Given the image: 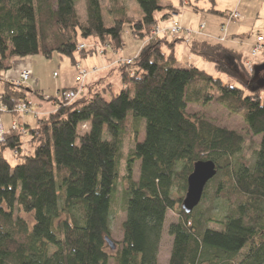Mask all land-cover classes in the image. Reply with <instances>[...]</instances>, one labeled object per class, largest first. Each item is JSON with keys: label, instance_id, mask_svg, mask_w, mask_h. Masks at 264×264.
Wrapping results in <instances>:
<instances>
[{"label": "trees", "instance_id": "obj_1", "mask_svg": "<svg viewBox=\"0 0 264 264\" xmlns=\"http://www.w3.org/2000/svg\"><path fill=\"white\" fill-rule=\"evenodd\" d=\"M76 1L0 0V71L9 70L15 58L50 59L55 53L74 64V54H92L90 48L78 50L87 41L117 52L123 48L125 24L132 38L145 40L158 24L157 12L164 11L165 20L177 9L161 0H135L141 15L131 18L122 2L109 0L106 25L100 0H83L84 20ZM209 1V12L226 19L227 13L214 9L215 0ZM179 41L147 42L130 58L132 64L120 68L119 89L111 83L98 91L86 88L82 98L57 103L56 111L37 119L24 138L20 133L6 137L0 145V264H157L168 212L178 216L167 228L172 239L168 264H264V79L255 72L242 80L225 57L242 66L246 57L223 43L193 41L192 54L239 85L225 84L181 62L173 51ZM263 66L264 60L254 71ZM0 85L9 111L28 101L23 86ZM211 101L240 116L248 134L260 139L253 163L241 156L243 135L186 113L189 104ZM127 139L133 149L123 158ZM4 149L17 164L4 158ZM121 159L126 218L122 241L112 251L105 238H110ZM207 160L215 163L216 176L187 215L181 208L187 177L194 163ZM211 189L226 211L206 220L214 228L199 219Z\"/></svg>", "mask_w": 264, "mask_h": 264}, {"label": "rangeland", "instance_id": "obj_2", "mask_svg": "<svg viewBox=\"0 0 264 264\" xmlns=\"http://www.w3.org/2000/svg\"><path fill=\"white\" fill-rule=\"evenodd\" d=\"M122 2V4L125 6L126 9V15L127 17L131 18H138L141 15V11L135 2V0H119ZM161 0L163 4H171L176 3L177 0ZM102 4L103 9V16L106 20V25H109L108 22V10H109V0H100ZM180 3V7L174 6L177 8L176 10L170 11V14L166 17L168 18V22H164L165 25L168 23L167 26H160L159 22L163 21L162 18L164 16V11L157 12L156 13V19L158 20V24L151 29L150 36L146 38L145 40H136L132 38L128 33V25H124L121 31V39L123 48L118 51V53H121V51L125 50V53L123 54L122 59L115 60V65L118 67L117 72L118 76L120 68L123 69L124 64L121 63V60L126 58L127 56H130L133 54L134 48L144 46V44H147V42H155L158 39L166 38L168 42L173 43L175 40H180L177 44L174 45L173 51L175 55L180 59V61H189L191 64L196 66L199 70L204 71L207 75H210L214 78L221 79V81L225 84H229L231 86H238L239 84L236 83V80L224 75L220 72H218L214 64L212 62L206 61L201 59L200 57L194 55L191 53L190 48L188 45H190L193 41V38L195 36L194 33H198L199 36H203L206 27L209 29V26L211 24H214L217 22V19L220 20L221 18L218 15H215L213 13L209 12V9L211 8V3L209 0H178ZM192 3L194 6H199V11L194 12L193 8L191 6H187V4ZM251 5L248 0H215V6L214 9L218 12H237L239 14V18L233 21H230L231 24L227 28H223V26L220 27V31L218 33L220 34V37L226 38L227 36V42H219L222 38H216L215 41L211 40L209 38H199L200 40H206L211 43H224L223 45L227 49H233V51H237L238 53L242 55H247L245 61L248 59H252L254 57H251L250 53L252 52L249 49V45L251 43L249 41L251 40H257L258 37L263 36L264 37V0H251ZM240 5V6H239ZM238 6V7H237ZM238 8V11L237 9ZM76 9L78 11L79 17L81 20L85 19V11H84V1L83 0H77L76 1ZM161 14V16H160ZM177 15V16H175ZM184 27L189 26L191 27L190 30L187 28L182 27V32L179 35H172L169 31V27L172 25L173 20L176 18H180V24L182 26V18ZM191 19H194L190 25ZM203 21L204 27L201 28L200 22ZM225 25V24H224ZM236 25H241L242 32L250 31L252 34L249 38L245 39L242 44H236L235 46L232 45L229 41L231 38L238 33V29H232L233 27H236ZM180 26V27H181ZM196 27V28H195ZM195 28V29H194ZM157 29V35L156 33L153 34L152 32ZM192 32V33H185L184 31ZM226 30V31H225ZM202 34V35H200ZM155 35V36H154ZM238 35V34H237ZM168 37V38H167ZM192 39V40H191ZM88 47L94 45L95 43L93 41H87L84 43ZM125 46V47H124ZM99 52L93 49L92 54L90 55L91 58H94V56L97 57H104L105 55V48L98 46ZM250 50V52H249ZM101 51V53H100ZM112 54L115 51H110ZM232 52V51H231ZM264 53V50L257 55V58L251 60L250 67L245 66V61L243 63V66L232 56H226L225 59L228 62V64L232 67H234L239 75L242 77V80H249L252 79L251 76L256 72L259 73V78L264 79V66L261 67V69H256L254 71L255 66H258L260 62H262L264 59L262 58ZM120 56V54H119ZM88 57V58H90ZM95 57V58H97ZM224 57V56H223ZM86 56H79L78 54H74V59L76 63L72 64L71 59L69 57L60 56L57 53L53 54V56L50 59H45L41 55H36L32 57H26V58H15L13 59L12 67L9 70H3L0 71V79L3 81L5 79L6 73H11L8 75L9 79L10 77L17 78L19 73L21 72V69L19 67L21 66H28V68H23L24 70H30L32 73V79L28 81L26 84L23 85L25 89H27L30 94H33L34 91L39 92L40 99H44L46 101L52 102L54 101L56 104L54 106L53 111L57 110V103H62L63 96L62 92H66L68 90H71L75 87V77L78 75V66L84 68ZM125 60H128L127 58ZM122 66V67H121ZM18 69V70H17ZM89 74L92 73H98L101 69L99 68H93L91 70H88L84 68ZM18 71V72H17ZM112 72V73H111ZM109 74V82H103L100 84V86H96L92 91H98L103 85L111 83L115 89L120 88V77L119 80L116 81V73L114 71H111ZM114 72V73H113ZM111 75V76H110ZM87 76L86 79V85L89 84L90 78ZM254 79V78H253ZM119 83V84H116ZM1 87V85H0ZM87 87V86H86ZM86 90V89H85ZM83 92V96L85 95V91ZM217 91H215L214 96H216ZM82 96V97H83ZM81 97V98H82ZM260 97L264 98V90L261 91ZM80 99V98H79ZM78 100V99H77ZM33 103V102H32ZM63 105V104H61ZM32 110H34L33 107H31ZM29 113V112H28ZM186 113L190 116H194L197 118H203L206 121H209L216 125L217 127L225 128L228 130H233L241 135L244 136L245 142L243 144V150L241 153V156L245 161H248L249 163H253L254 157H255V150L257 148V145L260 141L258 137H251L246 129V126L244 122L242 121L241 117L238 115H234L229 113L224 107H222L220 104L216 103L215 101H211L206 106H200L195 104H189L186 106ZM14 115L12 113H6L3 114L1 118H3V121L7 123L8 115ZM32 115V114H29ZM45 115V112L43 113ZM15 116V115H14ZM27 116V115H26ZM47 117V116H46ZM17 119L15 116L13 118ZM12 120V121H13ZM20 122V119H19ZM144 138L143 133L140 134L138 141H142ZM133 149V143L130 139H127L123 145H122V153L123 158L128 156ZM4 158L11 164L15 165L17 164V157L12 154V152L9 149H4L2 151ZM120 178L117 183V190L114 195V200L111 205V219H110V239L114 241L115 243L120 244L122 241V223L124 222L126 218V214L123 211V191L126 188L127 184L124 180L125 176V161L124 159H121L120 161ZM139 176V163H135V168L133 170V180L136 182L138 180ZM201 216H199L201 224L205 225V227L214 228L215 226L211 222H206L207 219H219L223 216V214L226 212L223 205L214 198L213 196V190L211 189L207 195L206 201L201 207ZM178 219V216L172 212H168L166 215V222H165V229L162 236V240L160 243L159 248V254H158V261L157 264H168L170 251H171V245H172V239L167 233V228L170 224L176 223ZM55 249L52 248L51 252H53ZM109 252H112L108 249ZM112 261H109V264H111Z\"/></svg>", "mask_w": 264, "mask_h": 264}, {"label": "crops", "instance_id": "obj_3", "mask_svg": "<svg viewBox=\"0 0 264 264\" xmlns=\"http://www.w3.org/2000/svg\"><path fill=\"white\" fill-rule=\"evenodd\" d=\"M191 1V0H190ZM249 3L251 5H253L251 3V0H248ZM167 2L170 3V1L168 0ZM171 5L173 6H178L180 7V3L178 2V0L176 1V3H171ZM240 6V5H239ZM238 7V6H237ZM196 9H193L194 12L196 11H199V6H195ZM237 11H238V8H236ZM225 13H228V11H226ZM161 16V14H160ZM183 17V16H182ZM221 19L218 20L217 19V22H215L214 24H211L209 26V29L206 27L205 29V32H204V35L203 36H194L193 40L192 41H206V40H200L199 38H209L211 40H214L216 38H221L220 37V34L218 33V31H220V27L226 23V19H225V15L223 16H219ZM185 17L182 18V27H184V24H183V19ZM180 19V18H179ZM194 19H191L190 23H188V25L191 24V22L193 21ZM168 22V18L163 20V21H160L159 24L160 26H167L168 23L165 25V23ZM200 24H204L203 21L200 22ZM231 24V22L228 24V27L229 25ZM184 28H187L190 30L191 27L189 26H185ZM196 28V27H195ZM194 28V29H195ZM238 29V35H234L231 40L229 41L232 45H236V44H242L243 41L247 38L250 37V35L252 34V32L250 33V31H245V32H242L241 30V25H236V27H233L232 29ZM168 38V37H167ZM168 41V40H167ZM227 42V36L225 38V42ZM251 43V45H249V49L251 50L252 46L256 43V40H251L249 41ZM223 43V44H224ZM189 46V45H188ZM125 47V46H124ZM190 48V47H189ZM234 53H238L237 51H233V49H228ZM249 50V52H250ZM140 51V48L138 47H135L134 48V51H133V54L130 55V56H127L126 58L127 59H130V58H134ZM166 52H168V50L166 49L165 50ZM125 53V50L124 51H121V53H118L117 52H114L112 54V52H110L109 50L106 51L104 57L100 58V57H97V56H94V58H91L90 55L89 56H86L85 58V63L84 64V68L88 69V70H91L93 68H99L101 69L98 73H92V74H89V78H90V81H89V84L86 85L87 87L86 88H90L92 87V89H94L96 86H100L101 83L103 82H109V74L111 71H114L116 73V81L119 80V76H118V72H117V69L118 67L114 64L115 63V60L117 59H122L124 56L123 54ZM120 54V56H119ZM240 54V53H239ZM249 54V53H248ZM248 54L247 55H243L244 57H248ZM123 56V57H122ZM90 57V58H88ZM97 57V58H95ZM177 57V56H176ZM125 58V59H126ZM178 58V57H177ZM179 59V58H178ZM180 60V59H179ZM181 62H186V63H190L189 61H181ZM12 64L13 62H11V67H12ZM191 64V63H190ZM193 65V64H192ZM25 68H28V66H21L19 67V69L24 70ZM18 70V69H17ZM18 72V71H17ZM113 72V73H114ZM112 73V72H111ZM11 74V73H6L5 74V79L2 81L0 79V83L1 82H8L7 80H11V79H16L15 77H10L9 79L8 78V75ZM111 76V75H110ZM116 84H119V83H116ZM40 94L39 92L37 93V91H34L33 94H30V92H28V100L32 101V107L34 108V112L37 113V115H35L33 112L32 113H29V114H32V115H29L27 114V116L25 115L22 119H20V122H19V125L25 130V132L27 133L28 129H33L35 128L36 126V121L37 119H41V118H46V116H48L49 114L53 113V109H54V106H55V102L52 101V102H49V101H46L44 100L43 98L40 99L39 98ZM45 112V115H43V113ZM2 117V116H1ZM15 116L14 115H8V120H7V123H6V126H5V123L3 121V118H2V126H3V129L6 131V132H9V129H10V125H11V122L13 120Z\"/></svg>", "mask_w": 264, "mask_h": 264}, {"label": "built area", "instance_id": "obj_4", "mask_svg": "<svg viewBox=\"0 0 264 264\" xmlns=\"http://www.w3.org/2000/svg\"><path fill=\"white\" fill-rule=\"evenodd\" d=\"M175 16H177V15H175ZM238 18H239V14L237 12H234V13H233V11L228 12L227 16H226V23H225V25L224 24L222 25L223 26L222 29L227 28L230 21L236 20ZM180 23H181L180 19H178V18L173 20L172 25L169 27V31L172 35H179L183 31ZM204 26H205L204 24H201V28H203ZM157 32H158L157 29L155 31H153L151 34L152 37H153V34H155V33L157 35ZM184 32L189 33V34L192 33V32H188L187 30ZM194 34H195V36H199L198 33H194ZM200 35H202V34H200ZM219 42H225V36H224V38L220 39ZM89 48L94 49L97 52H99L98 46L92 45V46L88 47L85 44L80 45L78 47V50L89 49ZM263 50H264V37L260 36L257 38L256 43L252 46V50H251L252 52L250 53V55H251V57H254V58H252L251 60L257 58V55L259 53H261ZM100 53H101V51H100ZM251 60L248 59L247 61H245L246 67H250ZM132 62H133V59L121 60V63H123L125 65H130V64H132ZM78 70H79L78 75L75 77V84H76L75 87L71 90L66 91V92H62L63 93L62 94L63 101H62V103H59V104L70 105V104L74 103L77 99H79L83 96V92L86 89V79L88 76V72L80 66H78ZM31 79H32V73L30 70L27 69V70H22L16 79H11V80H7V81L14 84V85H17V86H23L24 84H26ZM31 107H32V101L28 100L27 102H22L20 104H17L16 106H14V108L11 111H9L2 104L1 96H0V145L5 142L6 137L11 133H20V134H22L23 138L25 137L26 132L19 125V119H22L25 115L32 113V112L35 115H37V113H35L34 110L31 109ZM6 113H12L17 117V119H14L11 122L9 132H6L2 126L1 116L3 114H6Z\"/></svg>", "mask_w": 264, "mask_h": 264}, {"label": "water", "instance_id": "obj_5", "mask_svg": "<svg viewBox=\"0 0 264 264\" xmlns=\"http://www.w3.org/2000/svg\"><path fill=\"white\" fill-rule=\"evenodd\" d=\"M216 165L213 161H198L194 163L191 174L187 177V186L181 208L183 212L190 215L200 204L206 185L216 176ZM107 245L113 251L115 242L105 238Z\"/></svg>", "mask_w": 264, "mask_h": 264}]
</instances>
